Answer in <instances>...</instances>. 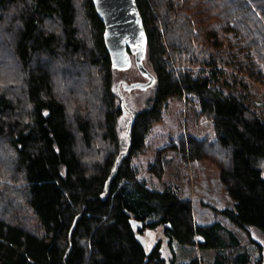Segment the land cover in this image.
<instances>
[{
    "label": "trees",
    "instance_id": "obj_1",
    "mask_svg": "<svg viewBox=\"0 0 264 264\" xmlns=\"http://www.w3.org/2000/svg\"><path fill=\"white\" fill-rule=\"evenodd\" d=\"M137 5L149 88L134 54L127 69L112 65L93 0L0 1V264H168L160 241L147 253L139 238L159 227L215 251L213 264H250L231 229L197 221L190 198L144 175L163 176L167 151L212 160L233 202L220 213L264 233V104L253 99L264 91V0ZM171 103L185 106V126L211 121L215 140L182 131L144 168Z\"/></svg>",
    "mask_w": 264,
    "mask_h": 264
},
{
    "label": "rangeland",
    "instance_id": "obj_2",
    "mask_svg": "<svg viewBox=\"0 0 264 264\" xmlns=\"http://www.w3.org/2000/svg\"><path fill=\"white\" fill-rule=\"evenodd\" d=\"M134 76L131 77L133 81L136 79ZM138 96L139 93H132L129 98L133 101ZM253 99L258 105L264 104V91L256 88ZM254 100H252L253 103ZM182 112L183 128L181 124ZM184 121L186 122L185 106L171 103L165 114L164 122L154 127L148 134L147 148L142 156L143 163L141 162L144 168L150 163H154L159 151L169 144L171 138L177 140L182 131L185 135L186 133L195 135L198 140L205 138L215 140L211 121L205 120L195 125L186 126ZM163 157L165 158L163 176L159 178L155 174L145 173L144 180L147 185L158 190L167 187L178 188L181 197L191 199L197 221L222 223L231 229L241 242L247 246L252 256L250 264H264V233L255 227H249L247 231H243L231 224L220 213L225 208H232L233 202L230 200L225 186L221 183L218 165L209 159L187 162L170 151L165 152ZM136 164L138 165L137 161ZM251 239L255 243L251 242ZM141 240L147 253L151 252L160 241L162 256L168 264H170L174 255L175 264H188L195 257L200 259L201 264H213L214 261L215 251L183 246L176 241L170 242L164 234L163 227L155 230H145Z\"/></svg>",
    "mask_w": 264,
    "mask_h": 264
},
{
    "label": "water",
    "instance_id": "obj_3",
    "mask_svg": "<svg viewBox=\"0 0 264 264\" xmlns=\"http://www.w3.org/2000/svg\"><path fill=\"white\" fill-rule=\"evenodd\" d=\"M93 4L105 26L104 40L112 65L120 69H127L131 65L130 53L134 54L141 72L145 73L150 79L149 82L139 84V86L149 88L154 83V77L146 72L140 62V58L145 53L147 32L137 0H93ZM119 95L122 109L128 114L129 110L120 90ZM133 124L134 118L126 132L130 142L127 151L124 152L125 155L132 147L130 132ZM120 158L121 156L117 159L116 167L110 178L116 173ZM105 196L102 197L105 198ZM132 224L135 229L141 226L135 220L132 221Z\"/></svg>",
    "mask_w": 264,
    "mask_h": 264
}]
</instances>
